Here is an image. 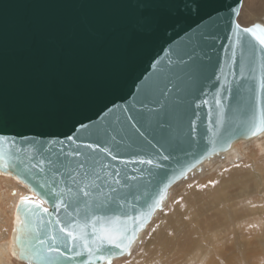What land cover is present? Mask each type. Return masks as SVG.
I'll list each match as a JSON object with an SVG mask.
<instances>
[{"label": "water", "instance_id": "water-1", "mask_svg": "<svg viewBox=\"0 0 264 264\" xmlns=\"http://www.w3.org/2000/svg\"><path fill=\"white\" fill-rule=\"evenodd\" d=\"M242 3L0 0V136L7 140L0 148L15 152V148L23 147L25 150L17 155L28 163L34 141L63 140L66 149L72 150L75 145L66 140L71 135L81 145V152L89 151L83 144L98 143L111 149L118 159L97 151L100 164L108 167L97 165L96 172L108 183H112L116 170L121 172V180L124 173L135 177L127 181L128 188L120 190L141 194L147 190L152 197L148 203L160 199V206L169 188L205 159L264 130L260 126L264 120V55H257L254 71H241L245 54L239 45L234 46L236 36L231 29L232 20L238 21L233 9L239 15ZM256 47L259 49L258 44ZM161 91H167V97H161ZM157 100L163 101V108ZM170 108H175L177 115L167 131L161 132L156 127L155 112ZM133 124L157 147L152 148L139 137ZM112 136L120 141L118 145L112 142ZM167 137L173 138L171 144L166 142ZM157 149L169 159L160 160ZM149 159L153 165L139 163ZM156 163L162 167L156 168ZM2 171L24 182L10 170ZM97 183L104 185V180ZM105 194L106 185L89 201L102 200ZM64 199L70 197L66 194ZM141 205L135 211L128 210L127 216L100 215L85 227L83 214L77 216L69 209L72 215L68 216L63 208L57 211L53 203L45 201L43 207L51 216L41 212L32 217V228L44 231L51 219L50 227L55 232L66 226L79 238L72 241L60 234L64 236L60 247L66 256L60 257L59 264H81L85 260L103 264L124 256L158 209ZM17 211L21 221L23 217ZM56 219L62 223L56 225ZM93 234L134 239L130 243L125 240L123 254L105 243L96 254L104 259L97 260L83 247L85 242L92 249L100 246L99 240L92 239ZM65 243L68 247L75 243L82 255L72 256ZM32 264L40 262L33 260Z\"/></svg>", "mask_w": 264, "mask_h": 264}, {"label": "bare ground", "instance_id": "bare-ground-1", "mask_svg": "<svg viewBox=\"0 0 264 264\" xmlns=\"http://www.w3.org/2000/svg\"><path fill=\"white\" fill-rule=\"evenodd\" d=\"M247 3L251 10L242 15ZM241 8V16L237 18L239 23L264 24V0H244ZM251 138L259 143V151H264V130ZM249 139L233 142L225 153L230 156L235 143ZM256 151L250 152V166L239 167L240 171L232 167L234 172L228 177V170L219 169L212 176L215 182L212 185L186 188L179 201L173 203L170 200L164 210H156L158 213H154L146 225L148 231L138 259L148 258L145 264H264V165H256ZM235 153L236 150L232 154ZM0 173V180L7 190L15 186L13 181L22 183L18 188L20 191L15 190V196L4 191L2 186L0 188V215H5L0 232V264H15L12 255L21 263L15 242L20 223L17 205L25 192L35 193L10 172L0 170ZM257 193L261 195L260 201L253 197ZM33 198L39 199L36 195ZM5 203H11L7 210ZM230 241L232 244L228 245Z\"/></svg>", "mask_w": 264, "mask_h": 264}, {"label": "snow or ice", "instance_id": "snow-or-ice-1", "mask_svg": "<svg viewBox=\"0 0 264 264\" xmlns=\"http://www.w3.org/2000/svg\"><path fill=\"white\" fill-rule=\"evenodd\" d=\"M234 15L238 16V13L233 9ZM231 29L235 33L236 39L234 46L239 45L244 52V59L240 64L241 71L248 68L254 71L253 65L255 63L257 55H264V26L261 24H252L251 26H242L237 20H232ZM251 37V40L248 39ZM255 41V44L252 42ZM259 45L257 49L256 45ZM264 87V83L261 84ZM167 91H161V97H167ZM156 103L161 104L163 108V101L157 100ZM175 108H170L167 111H156V127L161 132H166L169 128V122L171 119L176 117ZM129 119H134L129 117ZM260 126H264V120L260 122ZM81 127H86L81 124ZM132 128L135 129V133L139 137H144L147 140L145 132L137 125L133 124ZM195 129H193L194 131ZM259 126H257V131ZM253 135L256 133L253 132ZM164 138V137H162ZM131 139V138H130ZM66 140L70 141L75 148L67 150L65 142L63 140L47 143L40 141H34L33 147L31 148L32 155L27 157L28 163L20 159L17 153L24 151L23 147L15 148V152H5L0 148V170H10L16 174L25 183L31 186L36 196L41 199H34L30 196H24L21 198L20 204L17 208L23 217L18 226V236L16 237L20 251L19 256L22 259L29 261L32 264L33 260L40 262V264H59L60 257L66 256V253L61 250V243L66 237L72 241L79 239L73 232L69 231L68 228L60 227L59 233L51 229L50 225L53 220L47 222L46 230L35 231L32 228L33 220L32 217L37 216L39 213L51 216L49 209L43 207L45 201L53 203V206L57 211L61 208L65 210L68 216L72 215L69 209L75 211L77 216L83 214L85 220V227L88 224L100 218V215L112 213V214H123L127 216L128 210L135 211L137 205L147 206L150 210L159 207L160 199L153 200V203L149 204L148 200L152 199L151 195L145 190L143 194L139 191L133 192L128 191L122 192L120 189L128 188L127 183L130 179L135 177H129L127 173L123 174V180L120 179L121 172L116 170L112 173L114 179L112 183H108L107 178H102L99 173L96 172V166L107 168L108 165L100 164L99 159L95 155L97 151L105 153L110 156L112 160H117L118 157L113 155L111 149L102 147L98 143H85L83 147L89 151L81 152L79 149L80 144H77L76 140L71 136L67 135ZM111 140L114 144H119L116 136H112ZM166 142L172 143L173 138L167 137ZM7 143L4 136H0V144ZM13 141V145H14ZM59 144L60 147L56 148L55 145ZM147 143L152 147L156 148L157 145L153 144L151 140H147ZM159 143V142H158ZM160 147H163L161 144ZM157 154L160 160H168L169 156L161 154L157 149ZM36 157H39L37 160ZM141 164L153 165V160H140ZM74 165V167H73ZM156 168L162 167L159 163L154 165ZM51 174L49 177L48 174ZM183 175V173H181ZM59 177V179H57ZM104 180V185L98 184L97 181ZM155 180V177H153ZM70 182V183H69ZM120 186L117 187L113 186ZM152 184V180L149 181ZM63 185V186H61ZM107 186L108 194L104 195V198L99 201L90 202L89 198L93 196L94 192L103 191V187ZM68 195L70 199H64L65 195ZM56 225H60L62 222L59 219L55 221ZM41 224L45 222L41 219ZM92 239L99 240L100 246L92 249L87 242L84 243L83 247L91 255H96L101 252L104 244L111 246V249H118L120 254H123L124 249L127 247L125 240L129 243L133 237L126 235L122 236H100L97 237L93 234ZM64 247L67 249L72 256L79 257L82 255L81 251L77 250V245L73 243L72 247H68L65 243ZM72 256H68L71 259ZM97 260L104 259L102 255H96ZM81 264H91L90 260L82 261Z\"/></svg>", "mask_w": 264, "mask_h": 264}, {"label": "rangeland", "instance_id": "rangeland-1", "mask_svg": "<svg viewBox=\"0 0 264 264\" xmlns=\"http://www.w3.org/2000/svg\"><path fill=\"white\" fill-rule=\"evenodd\" d=\"M241 9H243V8H241ZM243 10H244V13H242V15H244V14L246 15V13H248L247 11L251 10L250 4L247 3V7L246 8L244 7ZM239 16H241V15L239 14L238 17ZM263 18L264 17H262V19ZM246 20L250 21L249 18H247ZM243 23H247V22H243ZM262 141H264V140H262ZM234 147H235L234 150L230 151V156H228V154L225 153V151L221 152V153L207 159L206 161L201 163L193 172L188 174L182 180L176 182L169 189L168 195H167L166 199L164 200L162 206L157 210H161V209L164 210V208H166L170 204L171 201L173 203L179 201V199L182 196L181 193L186 188H190L192 186H194L195 188H203V186L205 187L208 184L212 185L213 183H215L214 178L212 176H214L216 174V172L219 171V169L220 170L221 169L228 170V172L226 171V177H228V176H230V174H232L234 172V171H231V169H233L232 167H235L238 169H239V167L240 168L246 167L249 164L250 152H252L253 150H256V149L258 150V152L256 151V153H257L256 154V162H257L256 165H258V166H259V164H260V166L264 165V157L262 156L264 154V151H259V149H258L259 143L254 138H251L249 140H243V142L239 141V142L234 144ZM235 150H236V153L233 155L232 153L235 152ZM259 160H261V161H259ZM248 166H250V165H248ZM239 171H240V169H239ZM239 171L238 172L236 171V173H239ZM13 183L15 186L12 187L11 189L7 190V189H5L6 188L5 183H3L2 180H0V188L2 186L4 191L11 194V196L12 195L15 196V190L19 192L20 190L18 188L21 187L20 185H22V183L20 184V182H17V181H13ZM257 194L253 195V197L255 196V198H257L260 201L261 195L259 193H257ZM24 196L33 197V196H35V194L30 193V192H25L23 197ZM174 198H176V199L174 200ZM10 204L11 203H5L4 209H6V210L9 209L11 207V206H9ZM166 212H167V210H166ZM156 213H158V211H156L155 214ZM4 217H5L4 214L0 215V232H2V227L5 224ZM147 231H148V228L146 227L141 232L139 238H137V240L134 242V244L132 245L130 250L124 256L114 258L110 262L104 263V264H145L146 261L149 259L148 258L144 259V256H143V257H141V259H142L141 260V259H138V256L139 255L141 256V254H142L143 241L146 238V232ZM231 242L232 241H230L227 244L230 245ZM11 258L15 264H17V263L18 264H29L23 260H20L21 263L18 262L19 260L17 261V259L13 255Z\"/></svg>", "mask_w": 264, "mask_h": 264}]
</instances>
